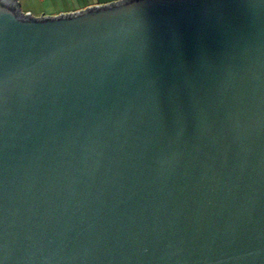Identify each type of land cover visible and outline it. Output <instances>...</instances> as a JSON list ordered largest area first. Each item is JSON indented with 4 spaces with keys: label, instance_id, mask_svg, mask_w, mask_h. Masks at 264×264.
<instances>
[{
    "label": "water",
    "instance_id": "1",
    "mask_svg": "<svg viewBox=\"0 0 264 264\" xmlns=\"http://www.w3.org/2000/svg\"><path fill=\"white\" fill-rule=\"evenodd\" d=\"M0 264H264V0H0Z\"/></svg>",
    "mask_w": 264,
    "mask_h": 264
},
{
    "label": "rangeland",
    "instance_id": "2",
    "mask_svg": "<svg viewBox=\"0 0 264 264\" xmlns=\"http://www.w3.org/2000/svg\"><path fill=\"white\" fill-rule=\"evenodd\" d=\"M19 8L23 14L34 16L57 15L59 13H69L88 6L106 4L100 3L102 0H17ZM100 1V2H99ZM115 1V0H111ZM108 3V2H107Z\"/></svg>",
    "mask_w": 264,
    "mask_h": 264
},
{
    "label": "crops",
    "instance_id": "3",
    "mask_svg": "<svg viewBox=\"0 0 264 264\" xmlns=\"http://www.w3.org/2000/svg\"><path fill=\"white\" fill-rule=\"evenodd\" d=\"M115 1H116V0H115ZM99 2H100V1H99ZM102 2H103V3H105V2H106V3H107V2L109 3V2H111V0H102L100 3H102Z\"/></svg>",
    "mask_w": 264,
    "mask_h": 264
}]
</instances>
